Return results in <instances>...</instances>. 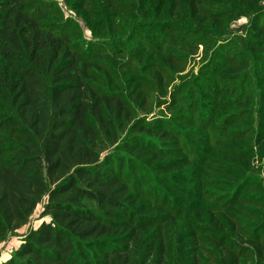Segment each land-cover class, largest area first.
Returning a JSON list of instances; mask_svg holds the SVG:
<instances>
[{"label": "rangeland", "instance_id": "374dc122", "mask_svg": "<svg viewBox=\"0 0 264 264\" xmlns=\"http://www.w3.org/2000/svg\"><path fill=\"white\" fill-rule=\"evenodd\" d=\"M53 3L57 23L96 59L95 89L124 102L119 141L139 151L125 156L137 173L130 175L128 167L123 176L132 184L134 211L144 207L138 212L147 222L113 239L128 240L127 264H220L234 256L231 244L259 236L264 223L262 168L244 166L252 157L264 162V50H256L250 37L237 47L232 37L242 27L253 38L264 33V0ZM230 54L248 60L245 74L227 72ZM137 124L153 134L135 135L131 127ZM9 140L0 129V147ZM240 149L251 151L234 154ZM175 162L182 167L170 169ZM224 201H236L244 214ZM41 212L42 204L25 226L0 241V264L48 221ZM236 256L238 264H264L252 250Z\"/></svg>", "mask_w": 264, "mask_h": 264}, {"label": "trees", "instance_id": "16d2710c", "mask_svg": "<svg viewBox=\"0 0 264 264\" xmlns=\"http://www.w3.org/2000/svg\"><path fill=\"white\" fill-rule=\"evenodd\" d=\"M237 31L235 46L250 37L256 50H264L263 32L253 38L244 27ZM72 39L55 19L53 0H0V129L10 135L0 147V241L25 226L41 204L40 217L48 219L3 264H127L128 240L113 239L147 222L138 212L144 207L134 211L132 184L123 176L128 167L130 175L137 173L125 156L139 153L117 136L124 102L115 93H98L96 59ZM234 54L227 72L245 74L248 60L238 61ZM131 128L135 135L153 134L138 124ZM262 161L252 157L244 166L258 164L264 175ZM243 187H249L247 181ZM258 188L264 197V181ZM235 202L224 206L243 215ZM262 224L259 236L231 244L235 257L220 264H238L241 249L264 259ZM230 227L238 235L236 223Z\"/></svg>", "mask_w": 264, "mask_h": 264}]
</instances>
